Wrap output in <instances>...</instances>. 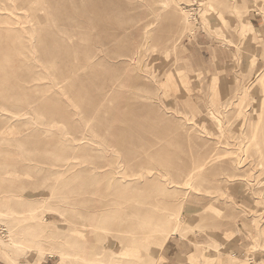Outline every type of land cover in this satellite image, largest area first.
I'll list each match as a JSON object with an SVG mask.
<instances>
[{"label":"rangeland","instance_id":"1","mask_svg":"<svg viewBox=\"0 0 264 264\" xmlns=\"http://www.w3.org/2000/svg\"><path fill=\"white\" fill-rule=\"evenodd\" d=\"M0 227V264H264V0H0Z\"/></svg>","mask_w":264,"mask_h":264},{"label":"crops","instance_id":"2","mask_svg":"<svg viewBox=\"0 0 264 264\" xmlns=\"http://www.w3.org/2000/svg\"><path fill=\"white\" fill-rule=\"evenodd\" d=\"M253 7H254L253 4L246 6L245 12L252 9ZM241 235H242V233H241ZM239 237H241V236L239 235ZM165 240L163 241V243L165 242ZM241 241L235 242L234 245L232 247H230V251L233 252V254L240 255L242 257L246 253L243 251V249L241 247V245H242ZM163 243H161L160 247L157 249L158 251L162 247ZM238 246H240L239 247L240 249H237ZM160 255H161V258H163V262L161 264H192L189 261L183 260L185 255H187V253H185L184 250H181L180 248H178L176 243H172V241L168 242L164 245ZM251 256H252L250 258L251 260L248 261V264H255V263L260 261L259 259L262 258L261 253H255L254 255H251ZM25 264H31V263L26 262ZM241 264H244V263H241Z\"/></svg>","mask_w":264,"mask_h":264},{"label":"built area","instance_id":"3","mask_svg":"<svg viewBox=\"0 0 264 264\" xmlns=\"http://www.w3.org/2000/svg\"><path fill=\"white\" fill-rule=\"evenodd\" d=\"M6 229L4 227H0V233L5 234Z\"/></svg>","mask_w":264,"mask_h":264},{"label":"bare ground","instance_id":"4","mask_svg":"<svg viewBox=\"0 0 264 264\" xmlns=\"http://www.w3.org/2000/svg\"><path fill=\"white\" fill-rule=\"evenodd\" d=\"M152 22V21H151ZM148 24V23H147ZM151 34V33H150ZM161 225H163L164 226V222H163V224H161Z\"/></svg>","mask_w":264,"mask_h":264}]
</instances>
